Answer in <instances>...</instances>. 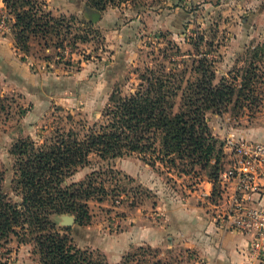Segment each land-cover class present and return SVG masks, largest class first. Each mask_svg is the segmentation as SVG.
<instances>
[{
    "label": "rangeland",
    "instance_id": "1",
    "mask_svg": "<svg viewBox=\"0 0 264 264\" xmlns=\"http://www.w3.org/2000/svg\"><path fill=\"white\" fill-rule=\"evenodd\" d=\"M47 4L45 11L64 16L69 29L65 24L57 28L60 36L51 32L47 40L33 39L25 53L14 47L17 57L29 63L28 77L22 70L11 75L0 66V97L5 98V111L0 112L1 186L13 203L21 197L14 182L12 146L28 138L42 144L58 131L81 132L82 126L99 122L111 93H132L146 68L174 70L183 87L197 79L200 59L212 67L216 84L234 77L241 83L247 71L255 72L257 105L244 102L237 108L234 97L225 111L207 113L217 148L222 149L233 131L246 132L264 111V0H138L100 12L88 10L84 17L55 14ZM91 13L99 14L94 22ZM12 21L0 0V39L7 37L15 46ZM214 165L185 175L162 163L152 166L137 155L108 161L91 156L90 164L67 184L112 169L116 180L106 187H118L121 196L90 200L91 219L85 225L77 224L73 215H55L52 221L79 249L101 253L108 264H120L128 255L163 264H201L198 251L167 229L163 206L172 191L183 196L184 186L208 180ZM140 248H150L151 255L143 256ZM31 251L30 245L13 238L0 249V263L36 264Z\"/></svg>",
    "mask_w": 264,
    "mask_h": 264
},
{
    "label": "trees",
    "instance_id": "2",
    "mask_svg": "<svg viewBox=\"0 0 264 264\" xmlns=\"http://www.w3.org/2000/svg\"><path fill=\"white\" fill-rule=\"evenodd\" d=\"M136 1L88 0L85 10L100 12ZM2 3L13 19L15 48L23 53L33 39L47 40L51 32L60 36L57 28L67 22L64 16L56 18L45 11L43 0ZM206 64L204 59L198 61L194 69L198 77L185 87L174 70L166 73L163 66L146 68L132 93L123 95L118 89L111 93L101 120L92 126H82L81 132L58 131L42 144L30 138L16 142L10 155L21 202L13 203L3 191L0 173V249L14 238L19 245L32 247L36 264H108L101 253L79 249L70 236L57 231L52 221L55 215H73L77 224L85 225L91 219L90 200L102 202L121 196L118 187H106L116 180L117 173L112 169L94 171L82 182L67 184L80 168L90 164L91 156L108 161L137 155L152 166L162 163L185 175H195L197 169L203 171L214 163L215 173L208 178L214 201L224 163L206 115L225 111L234 97L237 108L244 102L257 105L259 101L253 94L255 72L247 71L241 83L234 77L231 81L221 78L216 84L215 73ZM4 99L0 97V112L5 111ZM139 250L143 256L152 252L150 248ZM137 257L128 255L120 264H163Z\"/></svg>",
    "mask_w": 264,
    "mask_h": 264
},
{
    "label": "crops",
    "instance_id": "3",
    "mask_svg": "<svg viewBox=\"0 0 264 264\" xmlns=\"http://www.w3.org/2000/svg\"><path fill=\"white\" fill-rule=\"evenodd\" d=\"M44 1L46 8L47 1L50 3L55 14H76L81 17L87 14L84 0ZM102 18L103 21L104 17ZM7 40V37L0 39V66H6L11 75L22 70L23 76L28 77L25 68H28L29 63L17 57L15 46ZM255 122L246 132L233 133L237 138L264 144V111L257 116ZM194 182L198 183L190 185L191 187L184 186L186 195L179 196L178 192L172 191L168 196L163 206L167 229L188 249L198 251L201 264H255L248 254L247 239L223 229L215 221L211 204L212 184L206 179ZM154 194H158L157 189Z\"/></svg>",
    "mask_w": 264,
    "mask_h": 264
},
{
    "label": "built area",
    "instance_id": "4",
    "mask_svg": "<svg viewBox=\"0 0 264 264\" xmlns=\"http://www.w3.org/2000/svg\"><path fill=\"white\" fill-rule=\"evenodd\" d=\"M222 154L218 192L211 199L214 219L246 238L253 262L264 264V144L230 133Z\"/></svg>",
    "mask_w": 264,
    "mask_h": 264
},
{
    "label": "water",
    "instance_id": "5",
    "mask_svg": "<svg viewBox=\"0 0 264 264\" xmlns=\"http://www.w3.org/2000/svg\"><path fill=\"white\" fill-rule=\"evenodd\" d=\"M92 21H96L99 18V14L98 13H91L90 15Z\"/></svg>",
    "mask_w": 264,
    "mask_h": 264
}]
</instances>
